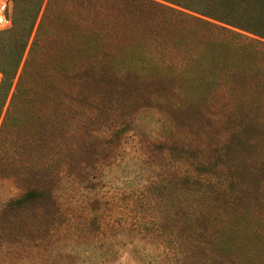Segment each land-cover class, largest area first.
<instances>
[{"label": "trees", "instance_id": "obj_1", "mask_svg": "<svg viewBox=\"0 0 264 264\" xmlns=\"http://www.w3.org/2000/svg\"><path fill=\"white\" fill-rule=\"evenodd\" d=\"M62 1L68 0H15L12 26L0 30V180H13L19 191L6 201L5 209L26 208L46 215L45 233L75 227L89 236L95 230L104 235L108 224L99 198L85 203L87 211L74 209L70 215L61 206L64 179L73 189L94 190L92 181L84 177L94 166L89 150L82 164L76 154L78 128L92 122L90 107L75 105L73 90L61 98L60 72L76 71L81 80L111 72L138 81L135 72L150 69L156 79L146 77L147 81L186 83L184 97L218 95L222 101L218 115L244 117L250 109L243 107L244 99L238 108H230L228 98H235L234 90L242 80L264 81V0H70L79 11L75 33L67 29V19H60ZM216 111L206 109L210 114ZM78 112L87 118L82 125L76 119ZM191 182L199 195L214 197L213 206L227 217L215 252L234 263L252 264L255 256L241 250L239 216L227 211L235 209L239 196L229 187L215 189L196 178ZM175 196V203L176 199L180 203ZM180 216L161 214L156 226L148 224L153 219L135 223L128 231L113 234L116 244L110 242L107 250L114 245L126 247L127 238L135 235L156 241L168 236L182 246V256L195 255L198 245L191 239L198 228L181 227ZM207 218L192 213L189 225ZM198 233L203 237L202 231ZM92 251L103 261L108 255L101 249Z\"/></svg>", "mask_w": 264, "mask_h": 264}, {"label": "rangeland", "instance_id": "obj_2", "mask_svg": "<svg viewBox=\"0 0 264 264\" xmlns=\"http://www.w3.org/2000/svg\"><path fill=\"white\" fill-rule=\"evenodd\" d=\"M62 3L65 6L60 19H67V29L75 33L77 5L70 0ZM25 55L23 61L28 52ZM135 73L140 75L138 81L111 72L82 80L76 71L60 72V89L64 90L61 98L73 90L77 96L75 105L90 107L92 122L89 127L78 128L76 154L82 164L89 150L94 166L90 175L84 176L92 181L94 190L73 189L64 179L61 206L69 209L70 215V210L84 211L89 199L99 198L104 223L108 224L104 235L95 230L89 236L75 227L45 233L46 215L26 208L5 209L6 201L19 195V191L13 180L1 179L0 264H249L234 263L215 252L227 217L222 209L213 206L214 197L196 193L191 182L194 178L215 189L229 187L239 196L235 209L227 211L239 216L241 250L255 256L252 264H264V81L237 83V94L228 98V105L238 108L242 104L239 100L244 99L243 107L250 109L244 117L234 118L218 115L216 110L222 108L218 95L188 99L181 94L186 83L173 79L147 81L146 77H155L150 69ZM1 79L0 72V82ZM206 109L216 112L210 114ZM78 114L76 119L82 125L87 118ZM69 116L63 119L65 123ZM178 186L176 193L174 187ZM175 194L180 203L177 199L175 203ZM179 207L182 210L176 211ZM202 208L207 213L201 212ZM167 212L181 214V227L198 228L194 237L188 235L191 243L198 245L197 254L182 256V246L168 236L156 241L135 235L127 238L130 243L126 247L114 245L107 250L110 242L116 244L113 234L150 219L153 220L148 224L156 226L160 215ZM192 213L208 218L189 225ZM175 219L178 220L176 216ZM94 248L108 251L105 261L92 256Z\"/></svg>", "mask_w": 264, "mask_h": 264}, {"label": "built area", "instance_id": "obj_3", "mask_svg": "<svg viewBox=\"0 0 264 264\" xmlns=\"http://www.w3.org/2000/svg\"><path fill=\"white\" fill-rule=\"evenodd\" d=\"M15 0H0V30L7 29L12 24Z\"/></svg>", "mask_w": 264, "mask_h": 264}]
</instances>
